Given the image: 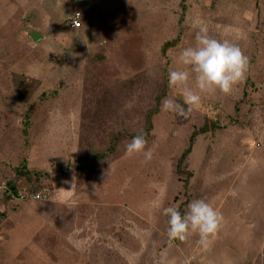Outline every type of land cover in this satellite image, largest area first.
Returning <instances> with one entry per match:
<instances>
[{
    "label": "rangeland",
    "instance_id": "obj_1",
    "mask_svg": "<svg viewBox=\"0 0 264 264\" xmlns=\"http://www.w3.org/2000/svg\"><path fill=\"white\" fill-rule=\"evenodd\" d=\"M40 7L22 18L0 5V186L50 193L10 202L0 189V264H264V0ZM201 22L241 47L246 77L229 94L201 93L187 117L162 111L165 98L183 104L168 74L184 67L179 54ZM30 29L42 39L33 43ZM151 111L152 159L128 156ZM73 175L75 188L58 191ZM196 199L223 216L207 247L198 235L167 236L162 208L183 215Z\"/></svg>",
    "mask_w": 264,
    "mask_h": 264
},
{
    "label": "clouds",
    "instance_id": "obj_2",
    "mask_svg": "<svg viewBox=\"0 0 264 264\" xmlns=\"http://www.w3.org/2000/svg\"><path fill=\"white\" fill-rule=\"evenodd\" d=\"M179 62L184 67L169 71L168 84L180 89L183 104L175 99L165 98L161 109L184 117L200 106L201 93L219 91L229 94L245 79L249 69V59L241 47L229 39L212 37L203 22L198 25L195 33V45L182 49ZM193 79L196 90L190 87ZM145 136V133L138 134L126 145L128 156L142 153L146 161L152 159V150H146L148 141ZM65 183L71 185L70 190L61 188L58 191H72L76 186L75 175ZM35 198H40L39 193L35 194ZM162 214L168 217L169 240L184 242L191 236L198 235L199 243L205 247L211 239H215L223 224L222 214L204 199L191 201L183 215L175 206L163 207Z\"/></svg>",
    "mask_w": 264,
    "mask_h": 264
},
{
    "label": "built area",
    "instance_id": "obj_3",
    "mask_svg": "<svg viewBox=\"0 0 264 264\" xmlns=\"http://www.w3.org/2000/svg\"><path fill=\"white\" fill-rule=\"evenodd\" d=\"M82 13L76 11L68 20L70 29H79L82 26ZM0 189L8 190V199L10 202H21V201H48L50 197L49 189L43 188L37 191H31L27 189L17 190L16 192L9 191L5 183L0 186ZM39 193V199L35 198V194ZM31 194V195H30Z\"/></svg>",
    "mask_w": 264,
    "mask_h": 264
},
{
    "label": "trees",
    "instance_id": "obj_4",
    "mask_svg": "<svg viewBox=\"0 0 264 264\" xmlns=\"http://www.w3.org/2000/svg\"><path fill=\"white\" fill-rule=\"evenodd\" d=\"M152 114H153V112L151 111L149 114H148V116H147V119H146V127H145V129H144V131L143 132H141V133H145L146 134V136H145V138H147L148 136H149V132L151 131V128H152V124H151V116H152ZM204 131H207V127H205V128H203L202 130H201V132H204ZM141 133H138V134H141ZM138 134H133V135H131V138H133L134 136H136V135H138ZM193 136L194 135H192L191 137H190V142H192L193 141ZM114 141L116 140V138H114L113 139ZM114 145V144H113ZM112 147V149H114V147L113 146H111ZM190 150H191V145L184 151V153H183V155L181 156V158H185V156L190 152ZM112 150L110 149L109 151H107V152H104V153H101V154H96V153H94L93 154V157L95 158V159H104L110 152H111ZM84 168H85V166H84ZM84 168H83V165H79V169L80 170H84ZM17 174L18 175H24V176H27L28 178H30V175H29V173L28 172H25V171H20V170H18L17 171ZM18 189L13 185V184H10L9 183V191H12V192H16ZM4 193L7 195V197H8V195H9V193H8V191H4Z\"/></svg>",
    "mask_w": 264,
    "mask_h": 264
},
{
    "label": "crops",
    "instance_id": "obj_5",
    "mask_svg": "<svg viewBox=\"0 0 264 264\" xmlns=\"http://www.w3.org/2000/svg\"><path fill=\"white\" fill-rule=\"evenodd\" d=\"M0 5H9L13 12H23L24 14L21 15L23 18L27 16L25 15V12H32L34 15H39L41 0H3ZM262 229H264V223H262ZM262 261H264V256H262Z\"/></svg>",
    "mask_w": 264,
    "mask_h": 264
},
{
    "label": "water",
    "instance_id": "obj_6",
    "mask_svg": "<svg viewBox=\"0 0 264 264\" xmlns=\"http://www.w3.org/2000/svg\"><path fill=\"white\" fill-rule=\"evenodd\" d=\"M29 38L33 43L38 42L40 39H42V36L34 31L33 29H30Z\"/></svg>",
    "mask_w": 264,
    "mask_h": 264
}]
</instances>
